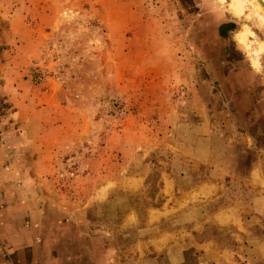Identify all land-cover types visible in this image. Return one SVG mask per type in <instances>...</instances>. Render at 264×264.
I'll return each mask as SVG.
<instances>
[{
  "label": "rangeland",
  "instance_id": "374dc122",
  "mask_svg": "<svg viewBox=\"0 0 264 264\" xmlns=\"http://www.w3.org/2000/svg\"><path fill=\"white\" fill-rule=\"evenodd\" d=\"M213 2L0 0L1 264H264V75Z\"/></svg>",
  "mask_w": 264,
  "mask_h": 264
},
{
  "label": "clouds",
  "instance_id": "9594fccd",
  "mask_svg": "<svg viewBox=\"0 0 264 264\" xmlns=\"http://www.w3.org/2000/svg\"><path fill=\"white\" fill-rule=\"evenodd\" d=\"M210 11L225 19L229 14L228 18L243 21L232 40L252 72L264 75V5L259 0H214Z\"/></svg>",
  "mask_w": 264,
  "mask_h": 264
},
{
  "label": "crops",
  "instance_id": "0c3cea01",
  "mask_svg": "<svg viewBox=\"0 0 264 264\" xmlns=\"http://www.w3.org/2000/svg\"><path fill=\"white\" fill-rule=\"evenodd\" d=\"M25 82V81H24ZM68 90H65L64 91V94L62 95V97H66V96H69V92H67ZM49 100H52L51 96H52V93H49ZM19 97L21 98L22 96L19 95ZM9 101H13V103H15V107H18L20 111H18L16 113L17 116L21 117L20 114L23 112V108L25 107L24 106V103H19L17 104V98L14 96V97H11V98H8ZM22 99V98H21ZM68 99V98H67ZM62 101H63V98H62ZM61 101V102H62ZM69 101V102H68ZM68 101H66V103H60L58 105H54L55 103L53 102V104H50V106L48 104H46L45 107H43L42 109L43 110H60L61 112L64 111L65 113H73L75 112L77 109H80L82 107V101L80 100L78 103H72L70 101V99H68ZM28 106V105H27ZM51 107V108H50ZM63 126H60V125H57L56 127H53L52 126V129L54 130H61ZM26 128L25 127H20L18 129V133H20L21 131H24ZM42 131V130H41ZM42 136V134H41ZM22 137V136H21ZM21 137L18 138V141L19 143L18 144H21L22 140H21ZM49 141L52 143V142H56L57 140L53 137L51 139H49ZM4 145L6 146L7 143L6 141H4ZM15 145V143H14ZM51 146V144H50ZM51 148V147H50ZM3 150H5V148H3ZM13 152V151H12ZM6 157H4L2 160L4 161V165H3V170H4V173L5 174H9V175H12V176H17V175H20V167H19V163L16 162L17 159H15V154L13 152V156H9V155H5ZM33 157V156H32ZM20 158V157H19ZM30 160L32 159L31 157L29 158ZM20 160V159H19ZM209 244L205 243V242H196L194 241V244L190 243V246L195 248V249H199V250H203L205 251V249L208 246ZM1 264V263H0ZM6 264H10V263H6Z\"/></svg>",
  "mask_w": 264,
  "mask_h": 264
},
{
  "label": "water",
  "instance_id": "95a60500",
  "mask_svg": "<svg viewBox=\"0 0 264 264\" xmlns=\"http://www.w3.org/2000/svg\"><path fill=\"white\" fill-rule=\"evenodd\" d=\"M262 5H264V0H259Z\"/></svg>",
  "mask_w": 264,
  "mask_h": 264
}]
</instances>
